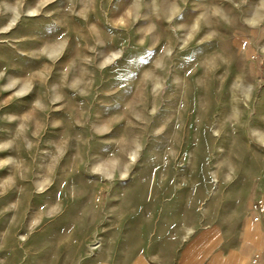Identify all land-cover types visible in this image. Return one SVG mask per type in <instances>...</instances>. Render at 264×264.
Wrapping results in <instances>:
<instances>
[{"label": "rangeland", "instance_id": "rangeland-1", "mask_svg": "<svg viewBox=\"0 0 264 264\" xmlns=\"http://www.w3.org/2000/svg\"><path fill=\"white\" fill-rule=\"evenodd\" d=\"M263 5L0 0V264H74L66 253L140 252L160 237L179 250L208 231L217 252L261 246L249 223L264 231L252 222ZM243 88V123L227 131L221 102Z\"/></svg>", "mask_w": 264, "mask_h": 264}, {"label": "crops", "instance_id": "crops-1", "mask_svg": "<svg viewBox=\"0 0 264 264\" xmlns=\"http://www.w3.org/2000/svg\"><path fill=\"white\" fill-rule=\"evenodd\" d=\"M249 228L252 232L262 234L263 244L261 246H255L243 237L244 241H241V247L225 253L217 252L210 250L216 240L208 243L206 241L205 235L210 232L208 231L203 236L201 234L194 235L192 239L184 242L179 250H176V247H173L175 250H167L170 245L160 237L157 238V241L152 242V247L149 250L140 252L95 251L80 254L70 252L65 256L68 259L78 256L76 257L77 262L74 264H235L239 259L243 261V264H251L250 260L254 253L261 252L264 255V231L262 228L252 229L250 223Z\"/></svg>", "mask_w": 264, "mask_h": 264}, {"label": "bare ground", "instance_id": "bare-ground-1", "mask_svg": "<svg viewBox=\"0 0 264 264\" xmlns=\"http://www.w3.org/2000/svg\"><path fill=\"white\" fill-rule=\"evenodd\" d=\"M263 2V1H262ZM261 2V3H262ZM172 6V5H171ZM264 6V5H263ZM173 8V7H172ZM257 11H258V9H256ZM260 14H261V12H257V13H254V15H253V18H254V20H258V18L260 17ZM9 26V25H8ZM6 30V29H5ZM203 48V47H202ZM119 51V50H118ZM118 53L116 52V54L115 55H117ZM206 56H208V55H206ZM212 59V58H211ZM108 60H111V58L110 59H108ZM203 60H205V59H203ZM213 60V59H212ZM106 62H108V61H106ZM208 62V61H207ZM214 62V61H213ZM104 63H105V61H104ZM187 64V63H186ZM208 64L209 65H211V63H210V61L208 62ZM215 64V63H214ZM201 65V64H200ZM202 69H204V68H202ZM201 69V70H202ZM201 70H200V72H201ZM202 73V72H201ZM178 74V73H177ZM214 76V75H213ZM198 77H200V76H198ZM153 78V77H152ZM196 78V77H195ZM148 79V78H147ZM150 79H151V77H150ZM197 79V81H198V78H196ZM195 79V80H196ZM184 80V79H183ZM240 80V79H239ZM228 81H229V79H228ZM241 82V81H240ZM15 83V82H14ZM230 83V82H229ZM12 84V83H11ZM157 84H158V82H157ZM198 84L200 85L201 84V80H199L198 81ZM235 84V83H234ZM234 84H232V85H234ZM176 85H180V84H176ZM182 85V84H181ZM11 86V85H10ZM9 86V87H10ZM5 87V86H4ZM9 87H7V88H9ZM158 87V86H157ZM237 88H238V86H236ZM175 88V87H174ZM228 88V87H227ZM230 89V88H229ZM246 90V94H242L241 92H240V95H241V97L242 98H239L238 96H236V95H234L232 92H230L231 93V95H229V96H227L224 100H223V102H221V109L223 110V111H225V114H226V117H225V119H224V124L226 125V130L228 131V129H234L235 127H240L241 125H242V123H243V111H240L239 110V103L241 102V103H244L245 105H246V102L250 99V92L248 93V91H247V89L246 88H243V90ZM180 90V89H179ZM202 89L200 88L199 89V91H201ZM199 91H196V95L198 96V97H200L199 96V94H201ZM230 91V90H229ZM237 92V91H236ZM178 94V93H177ZM181 95V94H180ZM198 100V99H197ZM243 100V101H242ZM200 105V104H199ZM219 106V105H218ZM229 108H230V110H229ZM264 110V109H263ZM262 112L263 111H260V109H258L257 111H256V114H255V120H254V124L256 125V128H257V126L260 128V127H264V121H263V125H261L260 124V122H259V119H260V115L262 114ZM187 115V114H186ZM177 117V116H176ZM194 119V118H193ZM223 119V118H222ZM215 120V119H214ZM223 121V120H222ZM262 121V120H261ZM158 123V122H157ZM221 126V125H220ZM194 127V126H193ZM192 127V128H193ZM191 128V129H192ZM193 133V132H192ZM252 133H253V135L255 136V138H256V140L257 141H259V142H261V143H263L264 144V137L262 136V132H259V131H257V130H252ZM264 133V132H263ZM25 137V136H24ZM191 145V144H190ZM5 147V146H4ZM179 150V149H178ZM132 151V150H131ZM134 151V150H133ZM132 151V152H133ZM133 154H134V152H133ZM135 155V154H134ZM130 160H132V159H130ZM129 160V161H130ZM225 162V161H224ZM229 162V161H228ZM115 163V162H114ZM13 164V163H12ZM227 164V163H226ZM114 165V164H113ZM116 165V164H115ZM229 165L230 164H228L227 166L229 167ZM109 166V165H108ZM99 167V166H98ZM102 167V166H101ZM101 167H99V169L101 170ZM107 167V166H106ZM246 167V166H245ZM229 168H231V167H229ZM246 170H247V168H245ZM95 170V169H94ZM105 170V169H104ZM160 170V169H159ZM229 170V169H228ZM98 171V170H97ZM106 171V170H105ZM229 171H231V170H229ZM160 174V173H159ZM212 174H214V173H212ZM226 177V176H225ZM228 177V176H227ZM11 180V179H10ZM228 180V179H227ZM40 186V185H39ZM38 186V187H39ZM39 189V188H38ZM41 190V189H40Z\"/></svg>", "mask_w": 264, "mask_h": 264}, {"label": "built area", "instance_id": "built-area-1", "mask_svg": "<svg viewBox=\"0 0 264 264\" xmlns=\"http://www.w3.org/2000/svg\"><path fill=\"white\" fill-rule=\"evenodd\" d=\"M252 222L260 224L264 218V200L256 201L253 205ZM251 264H264V255L261 252H256L252 255Z\"/></svg>", "mask_w": 264, "mask_h": 264}]
</instances>
